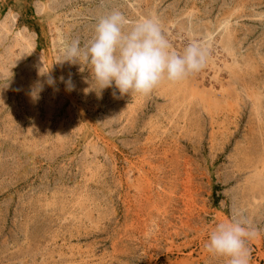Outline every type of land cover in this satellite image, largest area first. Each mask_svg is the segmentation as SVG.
<instances>
[{
    "label": "rangeland",
    "instance_id": "rangeland-1",
    "mask_svg": "<svg viewBox=\"0 0 264 264\" xmlns=\"http://www.w3.org/2000/svg\"><path fill=\"white\" fill-rule=\"evenodd\" d=\"M112 9L205 67L99 92L58 58ZM240 217L264 264V0H0V264H227L204 244Z\"/></svg>",
    "mask_w": 264,
    "mask_h": 264
},
{
    "label": "clouds",
    "instance_id": "clouds-1",
    "mask_svg": "<svg viewBox=\"0 0 264 264\" xmlns=\"http://www.w3.org/2000/svg\"><path fill=\"white\" fill-rule=\"evenodd\" d=\"M207 58V50L196 41L176 51L155 14L133 20L112 9L98 19L91 39L83 45L78 39L65 43L58 59L87 65L99 92L114 85L123 96L149 94L164 82H181L201 71ZM64 82L68 90L74 88L71 77ZM47 83L53 86L55 80L49 77ZM42 87L38 85L37 91ZM256 236L246 218L231 219L214 226L204 248L227 264H250L249 241Z\"/></svg>",
    "mask_w": 264,
    "mask_h": 264
},
{
    "label": "bare ground",
    "instance_id": "bare-ground-1",
    "mask_svg": "<svg viewBox=\"0 0 264 264\" xmlns=\"http://www.w3.org/2000/svg\"><path fill=\"white\" fill-rule=\"evenodd\" d=\"M195 89V88H194ZM190 92V91H189ZM191 94V93H190ZM212 99V98H211ZM214 99V98H213ZM218 102V101H217Z\"/></svg>",
    "mask_w": 264,
    "mask_h": 264
}]
</instances>
